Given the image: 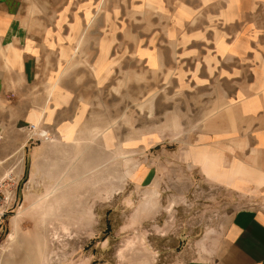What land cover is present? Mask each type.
I'll use <instances>...</instances> for the list:
<instances>
[{
  "label": "rangeland",
  "instance_id": "1",
  "mask_svg": "<svg viewBox=\"0 0 264 264\" xmlns=\"http://www.w3.org/2000/svg\"><path fill=\"white\" fill-rule=\"evenodd\" d=\"M178 2L24 0L31 25L50 33L53 78L66 81L64 115L75 123L67 144L26 126L32 145L4 183L13 203L0 220V264L212 261L228 219L250 203L233 188L247 174L236 165L242 120L212 81L215 24L201 11L183 22ZM257 14L264 47V8ZM52 90L59 102V85ZM44 142L47 159L18 178L29 169L23 156Z\"/></svg>",
  "mask_w": 264,
  "mask_h": 264
},
{
  "label": "crops",
  "instance_id": "2",
  "mask_svg": "<svg viewBox=\"0 0 264 264\" xmlns=\"http://www.w3.org/2000/svg\"><path fill=\"white\" fill-rule=\"evenodd\" d=\"M203 1L205 5L197 10L199 5L193 7L187 0H179L173 14L188 22L201 11L204 22L215 24V30L210 29L207 36L213 46L209 53L216 79L212 81L221 87L222 101L231 103L242 120L236 128L237 145H242L237 149L236 165L244 167L247 174H237L233 188L250 203L228 219L222 244L212 261L197 264H264V47L260 45L261 31L255 26L264 0ZM23 5L24 0H0V181L11 177L9 168L14 158L32 145L26 126L38 122L46 132L58 136L61 144H67L72 140L66 141L63 136L75 123L74 118L64 115L72 101L66 81L53 78L56 69L49 62L54 53L50 33L45 27L39 31L33 27L36 17L26 15ZM185 13L187 18L183 17ZM64 37L60 46L55 45L57 57L60 50H68L69 35ZM146 51L151 52L149 48ZM142 59L146 61L147 57ZM43 66L42 71L39 68ZM58 85L59 102L55 98L58 93L50 92ZM48 144L34 145L27 158L23 156V165L26 160L29 164L27 175L30 171L33 176L39 159H47ZM24 173L22 167L16 174L19 178Z\"/></svg>",
  "mask_w": 264,
  "mask_h": 264
},
{
  "label": "built area",
  "instance_id": "3",
  "mask_svg": "<svg viewBox=\"0 0 264 264\" xmlns=\"http://www.w3.org/2000/svg\"><path fill=\"white\" fill-rule=\"evenodd\" d=\"M8 181L9 183L12 182V180L9 179V177H8ZM4 183H5V180L0 181V220L5 215L7 210L11 208L9 206L10 203H13V200H11V197H12L11 194L13 195V190L12 189L8 190V188L6 187L9 185L6 186L4 185ZM12 186H14V183L12 184Z\"/></svg>",
  "mask_w": 264,
  "mask_h": 264
},
{
  "label": "trees",
  "instance_id": "4",
  "mask_svg": "<svg viewBox=\"0 0 264 264\" xmlns=\"http://www.w3.org/2000/svg\"><path fill=\"white\" fill-rule=\"evenodd\" d=\"M26 176H27V172H25L24 178H26Z\"/></svg>",
  "mask_w": 264,
  "mask_h": 264
}]
</instances>
